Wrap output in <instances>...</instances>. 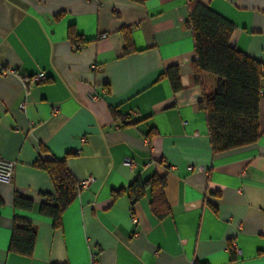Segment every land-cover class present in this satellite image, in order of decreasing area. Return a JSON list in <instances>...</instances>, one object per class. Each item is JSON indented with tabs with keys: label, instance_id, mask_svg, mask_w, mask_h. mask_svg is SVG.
<instances>
[{
	"label": "crops",
	"instance_id": "0c3cea01",
	"mask_svg": "<svg viewBox=\"0 0 264 264\" xmlns=\"http://www.w3.org/2000/svg\"><path fill=\"white\" fill-rule=\"evenodd\" d=\"M196 1L264 69V0ZM187 2L0 0V159L14 164L0 180V264H264V77L258 139L214 153ZM173 66L177 91L160 76ZM49 157L77 184L58 226L39 213L54 183L33 164ZM151 177L164 204L153 210L149 185L131 204L129 184ZM15 193L31 208L14 207ZM15 219L35 231L30 256L8 250Z\"/></svg>",
	"mask_w": 264,
	"mask_h": 264
},
{
	"label": "trees",
	"instance_id": "16d2710c",
	"mask_svg": "<svg viewBox=\"0 0 264 264\" xmlns=\"http://www.w3.org/2000/svg\"><path fill=\"white\" fill-rule=\"evenodd\" d=\"M187 9L185 25L191 31L194 47L192 79L201 90L198 106L205 114L212 151L223 152L254 143L260 133L258 105L264 69L258 60L229 45L233 28L229 21L196 0H188ZM67 36L76 47L82 41L72 26L68 28ZM129 51L127 40L123 52ZM160 76L168 79L173 91L181 88L177 67L166 68ZM33 165L45 171L54 183V191L41 203L39 213L49 216L53 225L58 226L63 210L77 195V184L66 167L65 158H38ZM147 185L151 191V205L156 210L165 200L164 181L155 177L129 184L131 204L143 196ZM117 193H113L114 198ZM13 206L30 209L32 201L15 193ZM34 242L35 231L30 223L15 219L8 250L30 256Z\"/></svg>",
	"mask_w": 264,
	"mask_h": 264
},
{
	"label": "built area",
	"instance_id": "2783aa9c",
	"mask_svg": "<svg viewBox=\"0 0 264 264\" xmlns=\"http://www.w3.org/2000/svg\"><path fill=\"white\" fill-rule=\"evenodd\" d=\"M32 80L34 81H44L46 79V76L44 73H38V74H35L33 75L32 77ZM24 104L25 102H21L20 104V108H24ZM58 110L57 108H53L51 113H56ZM123 164L125 166H131L132 165V160L130 158H125L124 161H123ZM13 162H10V161H3L0 159V180H3V181H8L9 178L11 177V174H12V169H13ZM91 179L88 178L87 180H84L82 183H80V185L78 186V188H81L83 186H85L86 184H88V182L90 181ZM233 245V244H232ZM233 247H235L233 245Z\"/></svg>",
	"mask_w": 264,
	"mask_h": 264
}]
</instances>
